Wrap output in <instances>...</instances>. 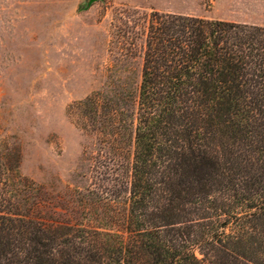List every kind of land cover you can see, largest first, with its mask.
<instances>
[{
	"label": "trees",
	"instance_id": "obj_1",
	"mask_svg": "<svg viewBox=\"0 0 264 264\" xmlns=\"http://www.w3.org/2000/svg\"><path fill=\"white\" fill-rule=\"evenodd\" d=\"M144 15L134 112L117 90L70 106L111 198L87 189L86 221L51 213L0 154V264H264V26Z\"/></svg>",
	"mask_w": 264,
	"mask_h": 264
},
{
	"label": "rangeland",
	"instance_id": "obj_2",
	"mask_svg": "<svg viewBox=\"0 0 264 264\" xmlns=\"http://www.w3.org/2000/svg\"><path fill=\"white\" fill-rule=\"evenodd\" d=\"M151 11L264 24V0H0V154L45 188L51 213L70 208L86 221L79 199L87 189L111 198L114 166L100 164L96 137L70 106L122 91L129 118ZM131 153L126 142L125 167Z\"/></svg>",
	"mask_w": 264,
	"mask_h": 264
},
{
	"label": "crops",
	"instance_id": "obj_3",
	"mask_svg": "<svg viewBox=\"0 0 264 264\" xmlns=\"http://www.w3.org/2000/svg\"><path fill=\"white\" fill-rule=\"evenodd\" d=\"M242 23H244V24H249V23H245V22H242ZM251 24H253V25H260V26H264V24H263V23H261V24H255V23H251Z\"/></svg>",
	"mask_w": 264,
	"mask_h": 264
}]
</instances>
